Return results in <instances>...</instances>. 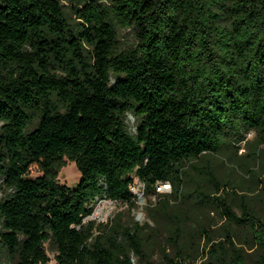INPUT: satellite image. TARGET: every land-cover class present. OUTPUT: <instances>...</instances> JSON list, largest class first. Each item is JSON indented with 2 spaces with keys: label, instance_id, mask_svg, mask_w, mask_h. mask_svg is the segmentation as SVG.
Segmentation results:
<instances>
[{
  "label": "trees",
  "instance_id": "obj_1",
  "mask_svg": "<svg viewBox=\"0 0 264 264\" xmlns=\"http://www.w3.org/2000/svg\"><path fill=\"white\" fill-rule=\"evenodd\" d=\"M65 1L69 13L60 0H0L7 254L50 264L48 245L54 264H153L154 250L163 264H264V178L252 169L264 160V0ZM65 161L73 188L57 180ZM134 179L155 198L152 227L85 222L96 200L132 209Z\"/></svg>",
  "mask_w": 264,
  "mask_h": 264
},
{
  "label": "rangeland",
  "instance_id": "obj_2",
  "mask_svg": "<svg viewBox=\"0 0 264 264\" xmlns=\"http://www.w3.org/2000/svg\"><path fill=\"white\" fill-rule=\"evenodd\" d=\"M61 4L64 7V10L69 13L70 6L65 0H60ZM70 17L74 20V17L70 15ZM120 42L121 47L126 48L130 47L133 44V35L131 32H121L120 33ZM128 125L131 127L134 124V119L132 117H128L127 120ZM34 127V124L29 127L31 130ZM132 131V129H131ZM248 141H252L254 138L253 132H249L246 136ZM261 150L264 151V146L260 147ZM244 150L240 149L237 152L238 156H243ZM257 173V179H263L264 178V160H263V166H257L255 168H252ZM41 173L38 171V168L33 166L30 169V178L34 179L36 177H39ZM219 177L222 178L224 181H231L233 184L238 183V180L235 178V176L228 175L227 170L222 169L219 170ZM80 179L79 172L77 171L75 165L69 161H65V166L59 171L58 173V183L62 186H66L69 188H73L76 184H78ZM242 186L249 187L251 185L250 178L248 175H242ZM131 192L136 197L135 206L132 209H129L126 204H120V203H114L106 200H96L93 203V212L92 215L85 220L87 221H94L95 223H103L106 224L109 222L110 219L117 217L119 218V221L122 224L130 225L133 222H137L139 225L148 224L152 227L151 221L146 217L144 207L147 205L148 202L154 203L155 198L153 196L145 198L142 195V185L136 180H133V186L131 188ZM238 194L239 191H238ZM4 197V193L0 190V200H2ZM139 198L142 199V202L139 201ZM237 212V210H234ZM213 218L215 222H217V217L215 214H213ZM217 242V241H215ZM45 249L47 251V255L49 257L50 264H54L53 258L55 253L51 251L48 247V245H45ZM202 250V245L201 248ZM169 255H172V251L170 249H167L166 251ZM151 260L153 264H163V260L161 258L160 253L157 250H154ZM206 260V256L203 255V258L201 261ZM0 264H15L14 259H12L5 249L0 244ZM199 264V263H196Z\"/></svg>",
  "mask_w": 264,
  "mask_h": 264
},
{
  "label": "built area",
  "instance_id": "obj_3",
  "mask_svg": "<svg viewBox=\"0 0 264 264\" xmlns=\"http://www.w3.org/2000/svg\"><path fill=\"white\" fill-rule=\"evenodd\" d=\"M156 191L159 193H167V192H169V185L168 184H161L156 188Z\"/></svg>",
  "mask_w": 264,
  "mask_h": 264
},
{
  "label": "water",
  "instance_id": "obj_4",
  "mask_svg": "<svg viewBox=\"0 0 264 264\" xmlns=\"http://www.w3.org/2000/svg\"><path fill=\"white\" fill-rule=\"evenodd\" d=\"M139 201H140V202H142V199H141V198H139Z\"/></svg>",
  "mask_w": 264,
  "mask_h": 264
}]
</instances>
